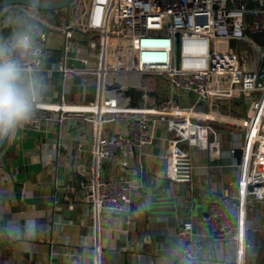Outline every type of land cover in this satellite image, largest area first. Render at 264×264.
Wrapping results in <instances>:
<instances>
[{
    "label": "built area",
    "instance_id": "built-area-1",
    "mask_svg": "<svg viewBox=\"0 0 264 264\" xmlns=\"http://www.w3.org/2000/svg\"><path fill=\"white\" fill-rule=\"evenodd\" d=\"M73 5L75 11L77 0ZM76 29L71 21L60 28L62 55L49 70L57 71L62 82L76 74L95 75L97 96L90 102L43 99L25 130L70 117L94 125L89 165L79 172L78 187L96 222L103 212H127L135 186L122 177H102L103 161L119 155L118 162L126 166L128 156L151 144L161 128L166 132L160 155L166 178L190 185L192 153L205 151L211 161L219 160L224 153L220 131L227 132L226 154L238 155L233 164L237 178L221 188L198 222L206 226L211 242L233 247L232 256L224 255L231 264H249V233L255 227L247 212L264 202V36H257L264 33V0H87L79 31L90 36L85 46L96 52L94 67L86 58L67 54L71 44L66 39ZM47 41L40 31L41 64ZM67 59L81 64L66 65ZM106 75L124 77L141 92V104H130L122 93L105 94ZM131 76L156 78L165 94H155L157 82H132ZM150 93L156 95L151 102L146 98ZM186 93L193 96L189 105L183 104ZM200 104L204 109L196 108ZM111 122L115 129L103 133ZM175 236L181 264H197L203 244L192 220L180 221ZM92 248L90 260L71 256L64 264H100L96 240Z\"/></svg>",
    "mask_w": 264,
    "mask_h": 264
},
{
    "label": "crops",
    "instance_id": "crops-1",
    "mask_svg": "<svg viewBox=\"0 0 264 264\" xmlns=\"http://www.w3.org/2000/svg\"><path fill=\"white\" fill-rule=\"evenodd\" d=\"M73 14L74 10H70L69 21L74 24ZM63 25L62 10L39 12L19 5L0 10V39L8 40L14 33L29 28L47 34L39 73L47 85L43 99L93 101L97 96L95 75L76 74L62 82L57 71L49 70L62 55ZM76 31L79 30H71L66 39L71 44L68 56L86 58L89 66H96V52L76 38ZM81 35L85 39L90 37ZM91 37L97 39L96 35ZM65 64L81 63L67 59ZM121 78L106 75L104 93L121 95L129 87L126 79ZM129 89L139 91L131 85ZM163 92L157 84L155 94L161 96ZM155 94H148L147 101H153ZM183 97V104H190V95ZM115 127L116 123H108L102 132H111ZM93 133L94 125L81 117L66 118L59 124L46 122L40 130H24L0 153V264H64L71 256L90 260L95 240L100 247V264H181L175 227L183 220H192L193 230L203 244L197 264H231L224 255L232 256L233 247L211 242L206 226L198 222L199 215L221 188L231 187L229 184L237 178L238 170L233 164L238 155L226 154L227 132L220 131L224 153L219 160L211 161L205 151L192 153L190 185L166 178L160 158L165 150L166 132L161 128L156 130L151 144L128 156L126 166L118 162L119 155L103 161L99 169L102 177H122L135 186L127 212H103L98 222L78 187L79 172L89 165ZM154 211L159 215L150 214ZM29 217L35 218L40 226L37 236L17 239L10 226L23 224ZM247 217L255 229L249 233L251 251L246 262L264 264V202L253 204Z\"/></svg>",
    "mask_w": 264,
    "mask_h": 264
},
{
    "label": "clouds",
    "instance_id": "clouds-1",
    "mask_svg": "<svg viewBox=\"0 0 264 264\" xmlns=\"http://www.w3.org/2000/svg\"><path fill=\"white\" fill-rule=\"evenodd\" d=\"M37 35L29 28L8 40L0 39V142L16 141L42 107L47 85L39 74ZM39 227L37 220L29 217L23 224H12L10 231L17 239L30 240Z\"/></svg>",
    "mask_w": 264,
    "mask_h": 264
},
{
    "label": "water",
    "instance_id": "water-1",
    "mask_svg": "<svg viewBox=\"0 0 264 264\" xmlns=\"http://www.w3.org/2000/svg\"><path fill=\"white\" fill-rule=\"evenodd\" d=\"M73 0H0V10L8 6L19 5L32 8L39 12H58L63 11V23L69 24V11ZM139 91L133 89H124L122 94L127 97L130 104H141V96ZM7 142H0V153L7 146ZM150 212L152 215H159L158 213Z\"/></svg>",
    "mask_w": 264,
    "mask_h": 264
},
{
    "label": "rangeland",
    "instance_id": "rangeland-1",
    "mask_svg": "<svg viewBox=\"0 0 264 264\" xmlns=\"http://www.w3.org/2000/svg\"><path fill=\"white\" fill-rule=\"evenodd\" d=\"M76 0H73L72 3H71V7H70V10H72V7L74 6L73 4H75ZM87 0H77V9L74 11V14H73V22L75 24V26L77 27L78 30H80L79 28L81 27V24L83 22V16H84V6L86 4ZM76 38H80L82 39V42H86L87 38L85 39V37H83V35H81V33H79V31H76V34H75ZM259 38L260 37H263L264 36V33L263 34H258L257 35ZM97 41V40H96ZM123 78V77H122ZM121 78V79H122ZM125 79V78H124ZM131 81H135V82H142L144 81L145 83L148 82L150 85H152L153 83L155 84L157 82V84L161 83L160 81H158L156 78L154 77H149L147 78L146 76H142V77H131ZM149 79V80H148ZM126 88V87H125ZM187 96L188 94L190 95L189 98V101H190V104L193 100V96L190 94V93H186ZM176 98H178V96L176 95L175 96ZM179 101V99H177ZM189 105V104H188ZM197 109H204V105L203 104H200L198 106H196ZM236 112L240 113L241 110L240 108L236 107Z\"/></svg>",
    "mask_w": 264,
    "mask_h": 264
},
{
    "label": "bare ground",
    "instance_id": "bare-ground-1",
    "mask_svg": "<svg viewBox=\"0 0 264 264\" xmlns=\"http://www.w3.org/2000/svg\"><path fill=\"white\" fill-rule=\"evenodd\" d=\"M76 108V107H75ZM96 109V108H95ZM94 110V109H93ZM98 114V113H97Z\"/></svg>",
    "mask_w": 264,
    "mask_h": 264
}]
</instances>
